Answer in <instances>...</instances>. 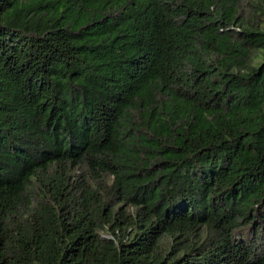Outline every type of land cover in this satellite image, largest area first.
<instances>
[{
  "label": "trees",
  "instance_id": "obj_1",
  "mask_svg": "<svg viewBox=\"0 0 264 264\" xmlns=\"http://www.w3.org/2000/svg\"><path fill=\"white\" fill-rule=\"evenodd\" d=\"M0 264H264V0H0Z\"/></svg>",
  "mask_w": 264,
  "mask_h": 264
},
{
  "label": "rangeland",
  "instance_id": "obj_2",
  "mask_svg": "<svg viewBox=\"0 0 264 264\" xmlns=\"http://www.w3.org/2000/svg\"><path fill=\"white\" fill-rule=\"evenodd\" d=\"M235 27H236V25H235Z\"/></svg>",
  "mask_w": 264,
  "mask_h": 264
}]
</instances>
